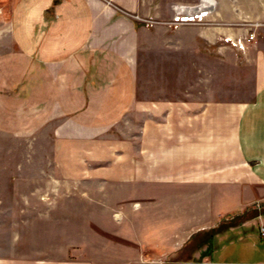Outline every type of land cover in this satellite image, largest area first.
Masks as SVG:
<instances>
[{
    "label": "crops",
    "instance_id": "0c3cea01",
    "mask_svg": "<svg viewBox=\"0 0 264 264\" xmlns=\"http://www.w3.org/2000/svg\"><path fill=\"white\" fill-rule=\"evenodd\" d=\"M198 1L15 0L0 133L42 143L5 163L39 186L0 190V264H264V0L143 24ZM194 42L201 62L179 63Z\"/></svg>",
    "mask_w": 264,
    "mask_h": 264
},
{
    "label": "rangeland",
    "instance_id": "374dc122",
    "mask_svg": "<svg viewBox=\"0 0 264 264\" xmlns=\"http://www.w3.org/2000/svg\"><path fill=\"white\" fill-rule=\"evenodd\" d=\"M199 1L193 5L198 4ZM14 2L15 0H0V54L11 52L12 50V42L9 36L10 27L8 23H9L11 9H12ZM211 17L208 18V21L206 24H203V25L184 24V25H180L178 28L170 27L169 25L173 19V16L170 21H160L159 22V21L151 20V22H143V24L144 26L148 28H153L155 25L160 24L164 27L166 26L169 30L174 31V32L179 31V30H185V31L192 30L193 31V30L201 29L203 26H207L208 24H210ZM251 25L253 27L255 26L253 22H245L243 23L241 28L245 30L248 27L250 29L251 27L249 26ZM227 37H232L233 39H236V38H239L240 36L235 37L232 35H222V37L219 38L218 43L221 45L227 46L231 49H235L241 53H245L247 51V46H246V51L242 52L232 47L231 44L225 43L224 39ZM192 40L193 39L191 38V41ZM179 42H187V38L181 37L179 38ZM189 42H190V39L188 38V43ZM192 47L194 49L193 52L189 51L188 54H186L185 52L186 50L184 49L177 50V57H178L179 63H185L184 61H188L189 63L201 62L202 56H201L200 45H197L196 42H194L193 44H190V48ZM147 57L150 62L154 61L153 54ZM230 58H232V54L228 52L226 54L225 59L230 60ZM150 73L152 74V71H150ZM136 113H137L136 111L132 113L128 119L129 121L127 120L129 122V124L127 123V125L130 126L129 134L136 133V128L138 125V117ZM41 136L42 135L40 132L35 133L32 137L31 136L14 137V136L4 135L0 133V190H12V189L30 190V189L38 188L39 186V184L37 183L38 181H35V180L27 181L29 176L25 175L23 177L21 176L20 178L17 177L15 179L16 167L6 165L5 163L8 164L9 159H13V162H22L27 156H31V157L34 156L35 158L40 157L41 156L40 150H41V143H42ZM115 136L117 139L121 137L122 135L115 131ZM1 163H4V165H1ZM37 168L40 169V166ZM22 217H24V215Z\"/></svg>",
    "mask_w": 264,
    "mask_h": 264
},
{
    "label": "built area",
    "instance_id": "2783aa9c",
    "mask_svg": "<svg viewBox=\"0 0 264 264\" xmlns=\"http://www.w3.org/2000/svg\"><path fill=\"white\" fill-rule=\"evenodd\" d=\"M218 2L216 0H200L196 5H181L177 6L174 10V15L170 27L178 28L180 25L184 24H195L203 25L206 24L208 18H210L216 11ZM146 22H151V20H146ZM256 37L255 33H250L248 40L252 41ZM246 37H239L233 39L232 37H227L224 39L225 43H229L232 47L240 50L246 51ZM261 219V217H259ZM261 239L264 241V224L260 223L259 226Z\"/></svg>",
    "mask_w": 264,
    "mask_h": 264
},
{
    "label": "trees",
    "instance_id": "16d2710c",
    "mask_svg": "<svg viewBox=\"0 0 264 264\" xmlns=\"http://www.w3.org/2000/svg\"><path fill=\"white\" fill-rule=\"evenodd\" d=\"M253 216H256L255 213H254ZM235 221H236V220H234L233 222H230V223H226L223 227H224V228H229V227L233 226V225L236 223ZM221 228H222V227H221Z\"/></svg>",
    "mask_w": 264,
    "mask_h": 264
}]
</instances>
